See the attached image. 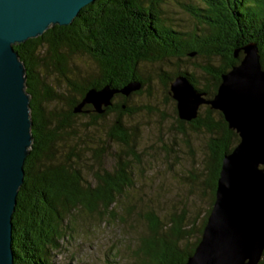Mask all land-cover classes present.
Wrapping results in <instances>:
<instances>
[{"label": "trees", "instance_id": "16d2710c", "mask_svg": "<svg viewBox=\"0 0 264 264\" xmlns=\"http://www.w3.org/2000/svg\"><path fill=\"white\" fill-rule=\"evenodd\" d=\"M198 1L201 5L193 6L192 13L203 23L199 33L172 27L162 16L164 0H94L78 12L72 24L51 25L29 41L14 44L26 70L32 134L15 204L12 247L16 264H56L53 250L66 234L64 222L71 223L82 214L124 223L126 215L134 212L132 200L137 197L130 192L136 191L130 158L136 156V149L127 139L130 128L123 117L140 110L130 100L146 82L138 70L141 63L181 58L191 52L205 55L206 62L199 66L207 74L203 84L186 69L165 74L161 84L172 97L171 81L184 75L208 99L216 93L221 74L241 60L244 45L255 43L264 68V0ZM76 56L88 59L77 61ZM50 75H55L54 87ZM129 83H139V87L124 93L122 88ZM91 88L115 92L101 111L89 102L76 110ZM63 99L66 105L59 106ZM214 110L209 103H201L196 116L187 120L178 116L176 108L179 127L188 121L211 134L204 161L210 200L200 224L196 218L188 220L183 208L170 211L167 220L151 209H139L145 232L137 238L132 264H185L201 238L223 154L239 139L218 109L219 117L213 115ZM110 115L113 118L106 129L105 117ZM90 126L95 132L103 129L94 146L88 145L93 142ZM109 139L125 144V152L109 150ZM107 156L113 159L109 168L101 163ZM87 167H92L91 179L83 175ZM258 264H264V249Z\"/></svg>", "mask_w": 264, "mask_h": 264}, {"label": "water", "instance_id": "95a60500", "mask_svg": "<svg viewBox=\"0 0 264 264\" xmlns=\"http://www.w3.org/2000/svg\"><path fill=\"white\" fill-rule=\"evenodd\" d=\"M92 1L0 0V264H16L15 204L32 142L26 70L14 44L29 41L51 25L72 24ZM243 51L239 63L221 74L211 99L184 75L170 83L180 118L195 117L199 104L209 103L239 137L223 154L214 201L185 264H258L264 249V68L254 42ZM138 87L129 83L122 91ZM113 92L91 88L76 110L89 102L101 111Z\"/></svg>", "mask_w": 264, "mask_h": 264}, {"label": "rangeland", "instance_id": "374dc122", "mask_svg": "<svg viewBox=\"0 0 264 264\" xmlns=\"http://www.w3.org/2000/svg\"><path fill=\"white\" fill-rule=\"evenodd\" d=\"M164 1L161 4L162 16L169 20L172 27L198 33L200 28H204L200 18L192 13L193 6L201 5L198 0ZM206 58L203 54H187L181 58L170 57L162 61L143 62L138 66L146 82L140 93L131 97L130 105L138 106L140 110L134 109L136 112L123 117V121L130 128L127 139L134 144L136 156L139 158L136 161L133 159L136 156L130 158L136 189L130 192L137 197L132 200L134 212L131 216L126 215L127 220L124 223L100 221L86 214L71 223L64 222L68 225L66 234L58 241L57 249L53 250L56 264H132L137 238L145 232L142 219L137 215L139 209H151L167 220L170 211L183 208L188 220L196 218L197 224H200L210 200L209 189L204 182V161L210 151L211 134L205 129L192 127L188 121L178 126L175 100L167 94L161 79L165 74L186 69L194 74L198 83L203 84L207 74L199 66L206 62ZM75 59L82 61L88 58L76 56ZM212 63L217 65L218 61L213 59ZM50 76L49 83L54 87L55 75ZM62 94L67 97L63 91ZM58 105L65 106L66 101L63 99ZM204 108L201 107V113ZM213 115L219 117L217 109ZM79 117L90 121V117ZM112 118L113 115L105 117L106 129ZM199 124L201 123H194L195 126ZM89 129L88 135H91L94 143L89 142L88 145L94 146L97 140L100 141L103 129L100 130L101 133L95 132V128L91 126ZM113 148L124 152L127 149L125 144L109 139V150ZM122 154L125 157L123 152ZM112 162V157L107 156L102 158L101 163L103 167L109 168ZM89 168L92 167L85 168L83 175L91 179ZM118 211L120 215L121 210ZM193 237L189 240L192 241Z\"/></svg>", "mask_w": 264, "mask_h": 264}, {"label": "flooded vegetation", "instance_id": "af4514ba", "mask_svg": "<svg viewBox=\"0 0 264 264\" xmlns=\"http://www.w3.org/2000/svg\"><path fill=\"white\" fill-rule=\"evenodd\" d=\"M259 58H260V54H259ZM261 61V60H260ZM261 66H262V63H261ZM202 92V91H201ZM221 113V112H220ZM223 116V115H222Z\"/></svg>", "mask_w": 264, "mask_h": 264}]
</instances>
